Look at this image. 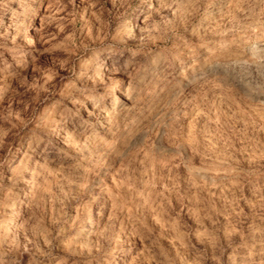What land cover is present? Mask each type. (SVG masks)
Instances as JSON below:
<instances>
[{
	"label": "rangeland",
	"instance_id": "374dc122",
	"mask_svg": "<svg viewBox=\"0 0 264 264\" xmlns=\"http://www.w3.org/2000/svg\"><path fill=\"white\" fill-rule=\"evenodd\" d=\"M0 264H264V0H0Z\"/></svg>",
	"mask_w": 264,
	"mask_h": 264
},
{
	"label": "bare ground",
	"instance_id": "6f19581e",
	"mask_svg": "<svg viewBox=\"0 0 264 264\" xmlns=\"http://www.w3.org/2000/svg\"><path fill=\"white\" fill-rule=\"evenodd\" d=\"M34 13V12H33ZM32 13V14H33ZM33 16V15H32ZM5 50V49H4ZM65 125V124H64ZM59 132V131H58ZM42 141V140H41ZM39 145V144H38ZM27 177H29V176H27ZM29 181H28V183H27V189H26V191L24 192V193H22L24 196H23V198H27V196L29 195V193H31L33 190H35L34 188H36L35 187V182L33 181V180H31V179H28ZM38 187V186H37ZM96 187V186H95ZM95 191H98V190H95ZM35 192V191H34ZM34 192H32V193H34ZM96 194V193H95ZM29 196H31V195H29ZM28 196V197H29ZM34 195H32V197H33ZM29 198H31V197H29ZM28 198V199H29ZM104 198V197H103ZM21 200V199H20ZM101 200V199H100ZM29 201V200H28ZM105 201H106V199H105ZM27 202V201H26ZM99 203H100V201H99ZM102 203V202H101ZM24 204V203H23ZM26 204V203H25ZM19 206V205H18ZM17 206V207H18ZM27 206V205H26ZM103 207V206H102ZM101 207V208H102ZM19 208V207H18ZM22 209V208H21ZM94 215V214H93ZM14 218V217H13ZM16 218V217H15ZM11 220H13V219H11ZM18 221V220H17ZM12 222V221H11ZM14 222V221H13Z\"/></svg>",
	"mask_w": 264,
	"mask_h": 264
}]
</instances>
